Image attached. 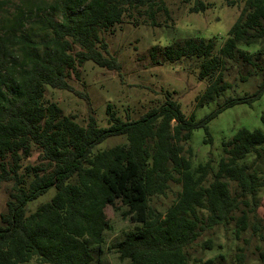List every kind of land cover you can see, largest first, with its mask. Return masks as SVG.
<instances>
[{"label": "trees", "instance_id": "obj_1", "mask_svg": "<svg viewBox=\"0 0 264 264\" xmlns=\"http://www.w3.org/2000/svg\"><path fill=\"white\" fill-rule=\"evenodd\" d=\"M192 1L190 12L207 8L203 0ZM6 2L0 0V8ZM60 10L61 21L46 14L25 32L21 13L0 32V182H11L6 211L0 214V264L32 258L37 264H100L104 232L110 228L108 205L115 210L123 206L120 214L137 224L110 245L119 259L130 264H186V248L203 230L226 225L239 205L249 206L247 196L255 197L260 177L253 162L244 160L259 156L264 145L261 129L242 127L222 141L223 155L215 169L211 158L193 167L191 132L228 106L259 99L264 74L251 95L229 97L198 121L165 90L161 104L136 119H123L107 103L108 125L99 126L88 95L68 78L79 79L86 61L119 71L121 64L109 53L101 30L123 21L173 26L171 9L166 0H66ZM250 46L256 51L245 48ZM214 49L213 37L193 36L153 45L142 58L150 65L193 62L197 79L206 83L196 105L213 100L231 87L223 76L228 60L264 73V0H244L218 52ZM46 85L86 100V124L47 99ZM109 137L124 141L96 149ZM34 152V163L21 172V159ZM171 182L179 184L180 191L161 213L150 200L165 194ZM50 188L51 197L30 210L29 202ZM246 226L247 215L241 213L237 231Z\"/></svg>", "mask_w": 264, "mask_h": 264}, {"label": "rangeland", "instance_id": "obj_2", "mask_svg": "<svg viewBox=\"0 0 264 264\" xmlns=\"http://www.w3.org/2000/svg\"><path fill=\"white\" fill-rule=\"evenodd\" d=\"M65 1L7 0L0 8V32L7 31L4 29L21 13L24 14L22 30L25 32L29 30L34 20L46 14L53 16L56 21H61L60 9ZM203 1L207 4L204 11L190 12L192 0H166L174 18L173 26L134 25L123 21L101 30L100 35L107 42L109 53L115 55L121 64L120 70L102 68L91 61H86L79 79L73 76L68 78V82L76 90L88 95L89 106L94 112L97 125H108L105 112L107 103H111L114 111L123 119L127 117L136 119L148 109L161 104L165 90L172 92L181 110L187 116L193 113L196 121L219 108L225 99L251 95L255 91L262 79L263 71H256L240 60H228L223 76L231 83V87L215 99L196 105V96L203 92L206 83L197 79L193 62L186 60L150 65L147 59L142 58L153 45L165 46L173 41L193 36L213 37L214 51L217 53L227 30L238 17L244 0ZM50 5L56 8L52 10ZM245 48L256 51L255 46ZM44 94L47 99L55 102L64 114L74 115L79 124H86L90 114L86 100L71 91L52 88L49 85L45 86ZM242 127L250 130L259 128L264 132V92L259 99L251 103H237L220 110L207 121L206 126L192 130L188 141L193 151L192 166L195 167L198 163H204L211 158L215 169L223 155L222 141L230 139ZM123 141V137H109L98 144L96 149ZM259 151V156L251 154L244 160L248 164L253 162L260 177L262 185L255 197L247 196L249 206L239 205L233 212L234 218L226 225H215L203 230L186 248V264H264V255H261L264 254V145ZM36 155L34 152L30 157L21 159V172L24 171L25 165L34 163ZM29 176L26 175L27 180ZM10 187L11 182H0V214L6 211ZM179 191L180 185L171 182L165 194L152 197L150 204L164 213ZM53 192L54 189L50 188L46 194L29 202V209L33 210L40 202L48 200ZM113 201L116 206L120 205L117 196L113 197ZM119 207V210L110 205L106 207L110 228L104 232L100 264H130L126 259H119L118 254L109 248L137 225L128 217H123L120 211L125 208ZM241 213L247 215V226L244 230L237 231L236 219ZM256 225L258 230L254 231ZM22 264L37 262L32 258Z\"/></svg>", "mask_w": 264, "mask_h": 264}]
</instances>
